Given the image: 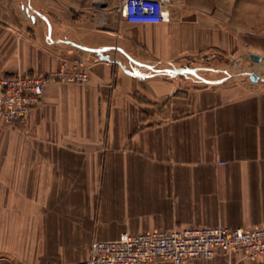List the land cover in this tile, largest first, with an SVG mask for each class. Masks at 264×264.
<instances>
[{
	"label": "crops",
	"instance_id": "0c3cea01",
	"mask_svg": "<svg viewBox=\"0 0 264 264\" xmlns=\"http://www.w3.org/2000/svg\"><path fill=\"white\" fill-rule=\"evenodd\" d=\"M121 1L0 0V73L75 57L88 71L0 124V264H75L123 232L264 224V77L233 72L248 57L264 70V0H170L155 23L127 21Z\"/></svg>",
	"mask_w": 264,
	"mask_h": 264
},
{
	"label": "built area",
	"instance_id": "2783aa9c",
	"mask_svg": "<svg viewBox=\"0 0 264 264\" xmlns=\"http://www.w3.org/2000/svg\"><path fill=\"white\" fill-rule=\"evenodd\" d=\"M170 0H122L119 11L130 22L155 23L168 19ZM87 66L81 58L64 60L49 74L0 73V124L27 123L42 103L45 85L52 81L84 82ZM217 251L240 258L264 259V224L248 227L189 225L163 231L123 232L115 239L94 238L86 258L75 264H149L158 259L180 263L210 257Z\"/></svg>",
	"mask_w": 264,
	"mask_h": 264
},
{
	"label": "rangeland",
	"instance_id": "374dc122",
	"mask_svg": "<svg viewBox=\"0 0 264 264\" xmlns=\"http://www.w3.org/2000/svg\"><path fill=\"white\" fill-rule=\"evenodd\" d=\"M256 65H257V67H256ZM253 66H255V69L258 71V73H257L258 76L259 77H264L263 66H258V64L256 63V61L254 62L249 57L246 58L245 65L243 67H242V65H240L237 68L233 69V72H236V73L240 74L243 70L244 71H252V67Z\"/></svg>",
	"mask_w": 264,
	"mask_h": 264
},
{
	"label": "water",
	"instance_id": "95a60500",
	"mask_svg": "<svg viewBox=\"0 0 264 264\" xmlns=\"http://www.w3.org/2000/svg\"><path fill=\"white\" fill-rule=\"evenodd\" d=\"M250 56L252 59H255V60H259L261 58L260 55H257V54H251ZM248 75L252 80H256L258 78V75L253 71L249 72Z\"/></svg>",
	"mask_w": 264,
	"mask_h": 264
}]
</instances>
